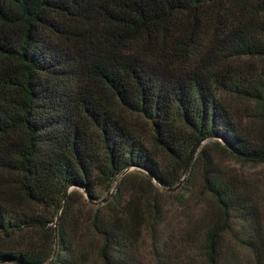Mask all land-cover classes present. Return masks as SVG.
<instances>
[{"label": "trees", "instance_id": "1", "mask_svg": "<svg viewBox=\"0 0 264 264\" xmlns=\"http://www.w3.org/2000/svg\"><path fill=\"white\" fill-rule=\"evenodd\" d=\"M212 150L264 163V0H0V264H264ZM186 173L220 221L143 254Z\"/></svg>", "mask_w": 264, "mask_h": 264}, {"label": "rangeland", "instance_id": "2", "mask_svg": "<svg viewBox=\"0 0 264 264\" xmlns=\"http://www.w3.org/2000/svg\"><path fill=\"white\" fill-rule=\"evenodd\" d=\"M253 122L257 130L262 128L260 119H253ZM211 154L219 169L229 176L238 175L239 179L247 183L249 190L256 197L255 200L260 206L259 212L264 224V163L243 164L214 150L211 151ZM167 165H173V163L169 162ZM142 186L149 189V186L144 183ZM158 200L162 204L163 220L159 226H154L147 232L141 230L138 235L143 254L152 250L154 241L157 251L167 250L175 254L183 249H192L194 248L192 243L199 238L201 228L208 224L217 223L221 219L220 212L211 195L203 188L201 173L194 177L193 182H191L189 173H186L173 195L159 194ZM144 204L145 198L140 199L137 209L142 212ZM235 234L239 236L236 230ZM236 243L229 236L227 237L229 251L243 261L250 260L248 251L241 249ZM165 244L167 248H165ZM77 264L84 263L78 261Z\"/></svg>", "mask_w": 264, "mask_h": 264}, {"label": "water", "instance_id": "3", "mask_svg": "<svg viewBox=\"0 0 264 264\" xmlns=\"http://www.w3.org/2000/svg\"><path fill=\"white\" fill-rule=\"evenodd\" d=\"M107 200H108V199H107ZM105 202H107V201L104 200V201L98 202V203H96V205H100V204H103V203H105Z\"/></svg>", "mask_w": 264, "mask_h": 264}]
</instances>
